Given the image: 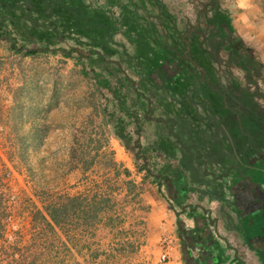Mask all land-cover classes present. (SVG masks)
I'll list each match as a JSON object with an SVG mask.
<instances>
[{"label":"rangeland","instance_id":"rangeland-1","mask_svg":"<svg viewBox=\"0 0 264 264\" xmlns=\"http://www.w3.org/2000/svg\"><path fill=\"white\" fill-rule=\"evenodd\" d=\"M230 3L0 0V30L51 51L0 39V264L165 263L122 228L146 184L185 264H257L264 62Z\"/></svg>","mask_w":264,"mask_h":264},{"label":"crops","instance_id":"crops-1","mask_svg":"<svg viewBox=\"0 0 264 264\" xmlns=\"http://www.w3.org/2000/svg\"><path fill=\"white\" fill-rule=\"evenodd\" d=\"M230 5L232 6L230 9L234 11L231 22L235 33L242 36L243 41L246 43L256 45V49L261 54L264 62V0H231ZM124 167L127 168L130 174L132 173L131 167L127 163L124 164ZM133 177L135 176L133 175ZM174 195H179V193L175 191ZM139 196L140 202L138 205L133 203L125 204L124 212L127 215L122 225V228H132L138 230V232L142 230V234H138V238H135L140 240V244H136L134 249L139 256L142 255V252H150L156 259V252L159 250L158 245L164 239L168 252L166 261L163 264H185L180 252L181 248L177 249L178 247L173 244L175 237L171 236L174 232V216L172 212L174 210H170L169 204L171 201L166 202L158 194L156 187L150 184L143 186ZM112 231L114 232V230ZM141 235L142 237L140 238ZM246 250L259 255V258H255V260H258L255 263L264 264V259L262 258L264 250L254 245H248ZM247 252L245 251L248 255L249 253ZM238 264H241V262Z\"/></svg>","mask_w":264,"mask_h":264},{"label":"trees","instance_id":"trees-1","mask_svg":"<svg viewBox=\"0 0 264 264\" xmlns=\"http://www.w3.org/2000/svg\"><path fill=\"white\" fill-rule=\"evenodd\" d=\"M0 39H5L9 44H10V48L15 52V53H20L24 56H28V57H33V56H36L40 53H44V52H51L49 50V47L48 46H45V45H42V46H38L34 49H26L25 46L23 45H20L18 43V41L16 40V38L12 35V32L11 31H1L0 30ZM62 54L64 56H68V52L62 50ZM96 84L99 86V87H108V82L105 80V79H102V80H99L101 77H99V75H96ZM119 131H123L122 128H118ZM50 216L51 218L55 220V217H53V215H51L50 213Z\"/></svg>","mask_w":264,"mask_h":264},{"label":"built area","instance_id":"built-area-1","mask_svg":"<svg viewBox=\"0 0 264 264\" xmlns=\"http://www.w3.org/2000/svg\"><path fill=\"white\" fill-rule=\"evenodd\" d=\"M166 248V247H165ZM166 258H167V255L166 253H162L159 257V260L160 262H165L166 261Z\"/></svg>","mask_w":264,"mask_h":264}]
</instances>
